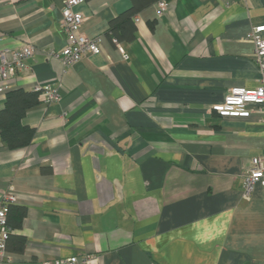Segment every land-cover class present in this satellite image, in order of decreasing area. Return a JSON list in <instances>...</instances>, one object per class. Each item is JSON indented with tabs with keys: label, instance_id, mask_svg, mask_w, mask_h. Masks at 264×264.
<instances>
[{
	"label": "crops",
	"instance_id": "obj_1",
	"mask_svg": "<svg viewBox=\"0 0 264 264\" xmlns=\"http://www.w3.org/2000/svg\"><path fill=\"white\" fill-rule=\"evenodd\" d=\"M62 3L0 0V48L35 47L26 71L0 79V109L8 89L60 93L22 117L30 144L0 139V202L14 196L13 224L25 208L0 264H264V186L242 192L264 151L263 114L211 108L261 82L246 35L264 24V0H154L121 41L106 31L132 0H84L80 29L101 51L70 67L51 53L65 44Z\"/></svg>",
	"mask_w": 264,
	"mask_h": 264
},
{
	"label": "built area",
	"instance_id": "obj_2",
	"mask_svg": "<svg viewBox=\"0 0 264 264\" xmlns=\"http://www.w3.org/2000/svg\"><path fill=\"white\" fill-rule=\"evenodd\" d=\"M84 0H63L61 7V28L65 35V44L60 52H51L58 56L67 67L72 66L81 58L91 54H98L101 51L100 37H90L81 31V24L84 14L81 5ZM161 9L165 7V2L160 1ZM264 24L252 26L246 37L254 45L252 59L261 71V82L253 88L243 86H233L225 94L221 102L211 105V108L221 116L229 115H248V106L253 104L258 106V110L263 114L264 119ZM121 50V48H120ZM35 47L32 43H24L15 48H0V79L7 80L17 71L28 69L27 60L33 57ZM5 87L0 85V92ZM33 90L40 91L42 101L50 103L59 100V85L57 84H37ZM264 186V151L260 155L251 158L250 168L243 174L242 192L248 196L255 184ZM14 196L8 192L0 202V261L9 258L6 256L7 239L10 228L7 223V212L10 202ZM97 258L91 254L82 256H68L44 260L40 264H96Z\"/></svg>",
	"mask_w": 264,
	"mask_h": 264
},
{
	"label": "trees",
	"instance_id": "obj_3",
	"mask_svg": "<svg viewBox=\"0 0 264 264\" xmlns=\"http://www.w3.org/2000/svg\"><path fill=\"white\" fill-rule=\"evenodd\" d=\"M151 1L154 0H132L131 6L128 9L110 20L106 35L118 41L127 39L126 33L135 30L134 16L140 9L151 3ZM150 23L153 25V22ZM40 101H42L40 91L17 87L8 89L5 92L4 106L0 109V139L4 146L12 149L26 146L32 142L34 129L23 125L21 119L28 109L37 105ZM9 211L8 209V226L20 225L19 221L25 214V208L17 209L19 220L14 224L11 223V219L8 216Z\"/></svg>",
	"mask_w": 264,
	"mask_h": 264
}]
</instances>
